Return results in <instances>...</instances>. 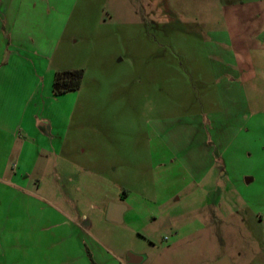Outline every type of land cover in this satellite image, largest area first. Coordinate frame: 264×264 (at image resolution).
<instances>
[{
	"label": "rangeland",
	"instance_id": "374dc122",
	"mask_svg": "<svg viewBox=\"0 0 264 264\" xmlns=\"http://www.w3.org/2000/svg\"><path fill=\"white\" fill-rule=\"evenodd\" d=\"M2 2L8 122L49 127L9 161L22 264H264V0Z\"/></svg>",
	"mask_w": 264,
	"mask_h": 264
},
{
	"label": "crops",
	"instance_id": "0c3cea01",
	"mask_svg": "<svg viewBox=\"0 0 264 264\" xmlns=\"http://www.w3.org/2000/svg\"><path fill=\"white\" fill-rule=\"evenodd\" d=\"M2 1L3 0H0L1 9L2 7L6 6V4H4V2ZM0 41H4L6 45L8 44V42L5 41L2 35H0ZM3 55L4 56L1 55L0 57V264H22L24 255L22 249H19L18 246L20 243H23V225L19 218L18 212L13 210L9 211V206H17V200L9 203L8 192L11 191V194H15V198L17 196L16 194H18L17 190L13 188V186L15 185L12 181V173L10 171L11 164L9 163V161L13 160L10 159L13 155L15 159L18 155L23 156L27 153H34V150L29 151V149L31 148L29 139L20 135L21 128L23 132L28 135L37 132L39 141H43L42 137L48 139L47 135L44 133H49V127L47 123L41 122V119L39 120V118L34 114L32 116L33 127H26V125L22 124V122H18L13 125L9 124L8 121L12 122L13 114H16L15 116H17V112H19L18 97H20L21 91L19 84H8L10 79H13L15 81H18L19 79H15L18 74L15 75L14 78H12L13 76L3 73L6 68V66H4L3 64H7V62H4L6 54L3 53ZM11 105L14 106V111L9 109V106ZM27 110L28 108L25 109L24 107L22 109L21 115L24 116L25 114L29 113ZM21 189L24 188L22 187ZM125 213L126 210L123 213V220L125 217ZM76 227L81 234L78 235L80 236L79 240L81 242L82 250H87L86 258L90 262L92 261L88 257L89 255H91L93 260L94 258H97V254H94L93 250H98L100 257L108 256V254L106 255V252H104V248L96 240L90 238V236L89 239L90 243L93 246V249L89 247L87 249L86 245H84V236L87 235V233L85 232V228L83 227L84 231H82L80 226ZM36 242H38V238ZM127 259L128 260L126 263L130 264L129 258ZM143 262L144 260L139 264H142Z\"/></svg>",
	"mask_w": 264,
	"mask_h": 264
},
{
	"label": "trees",
	"instance_id": "16d2710c",
	"mask_svg": "<svg viewBox=\"0 0 264 264\" xmlns=\"http://www.w3.org/2000/svg\"><path fill=\"white\" fill-rule=\"evenodd\" d=\"M83 70L65 71L56 74L53 84V92L60 96L69 92L77 91L82 85Z\"/></svg>",
	"mask_w": 264,
	"mask_h": 264
},
{
	"label": "water",
	"instance_id": "95a60500",
	"mask_svg": "<svg viewBox=\"0 0 264 264\" xmlns=\"http://www.w3.org/2000/svg\"><path fill=\"white\" fill-rule=\"evenodd\" d=\"M125 210L126 207L124 205L112 203L108 208L107 219L109 221L121 223L123 222V213ZM128 258L130 264H139L144 260L143 257L132 253L129 254ZM214 264H232V263L228 258H224L223 260Z\"/></svg>",
	"mask_w": 264,
	"mask_h": 264
}]
</instances>
